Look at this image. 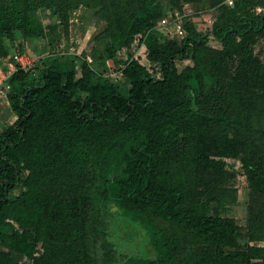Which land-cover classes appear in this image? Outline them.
Returning <instances> with one entry per match:
<instances>
[{
	"label": "trees",
	"instance_id": "1",
	"mask_svg": "<svg viewBox=\"0 0 264 264\" xmlns=\"http://www.w3.org/2000/svg\"><path fill=\"white\" fill-rule=\"evenodd\" d=\"M201 1L0 0L4 64L17 51L29 55L25 41L48 37L42 9L66 25L84 6L105 23L96 37L108 39L102 63L141 33L154 65L129 63L126 89L82 55L57 53L48 63V53L41 64L31 54L34 66L16 64L7 91L16 119L0 126V264H118L91 255L90 194L139 219L156 247V258L122 264H264L255 243L264 240V60L256 52L264 12L221 18L204 33L191 21L184 38L160 41L169 10ZM210 36L222 47L210 46ZM65 57L78 61V75ZM179 59L193 65L180 68ZM220 156L239 158L246 171L245 226L221 213L237 197Z\"/></svg>",
	"mask_w": 264,
	"mask_h": 264
},
{
	"label": "rangeland",
	"instance_id": "2",
	"mask_svg": "<svg viewBox=\"0 0 264 264\" xmlns=\"http://www.w3.org/2000/svg\"><path fill=\"white\" fill-rule=\"evenodd\" d=\"M163 3L167 8L171 5L170 0H163ZM179 11L182 14L184 24L192 21L204 33L221 18H228V16L240 15L245 12L259 14L264 12V6L256 5L252 0H234L233 3H229L228 0H204L195 4L185 3L184 9H179ZM40 15L43 25L47 29L48 37L33 43L28 41L23 42L27 53L30 56L32 54L37 57V61L41 64H46V62L39 58L40 55L50 54L49 57L47 56L48 63H57L58 60H52L51 57L53 58L57 53L61 54L60 52H63L62 55H82L90 63L97 65L98 70L104 73L112 82L126 89L130 87V80L125 76L123 70L129 63L138 60L151 71L153 70L154 65L147 58V46L145 40L142 39L141 33L136 34L128 46H123V48L121 47L117 50L115 56L108 58L105 64L102 63L100 52L108 43V39H96L105 23L96 16L92 9L80 6L71 10L69 21L66 25L62 22L59 14L52 8L42 9ZM158 27L160 41L164 38L162 35H174L170 31V27L161 26L160 24ZM208 44L218 48L222 47L221 42L214 36L209 37ZM256 52H259L261 58L264 60V40L258 42ZM63 60L69 69L76 68L77 75L80 73V67L76 59L65 57ZM61 61L58 63H61ZM177 63L180 68L188 64L193 65L191 59H179ZM234 66L233 64L229 65L227 69L229 75L231 74V70H234ZM219 73L221 74L222 72ZM220 80L222 81V76H220ZM210 85H207L208 90L211 88ZM216 86L218 91H220V83H217ZM217 105V101H213L210 105V111L216 112ZM1 110L0 108V112ZM5 112L9 113L7 110ZM10 114L12 116V111ZM9 121V114H5L3 122H0V125ZM218 159L225 161L226 169L232 173V176L226 180V185L230 189L236 190L237 197V201L230 204L227 209L221 210V213L234 217L236 222L245 226L248 219L247 211L251 195L246 171L239 158L220 156ZM89 175V179L94 178V174L91 171ZM93 185L94 182L90 185V189ZM88 198L89 201L86 207L89 209L90 215L87 217V225H89L87 241L90 244L91 255L97 261L104 259L107 253L118 264L125 263L130 258H156V247L152 243L145 226L139 219L123 215L113 199L96 201L91 194ZM158 222L163 224L161 221ZM242 233L241 244L244 245L248 239L246 228L242 230ZM255 243L264 246V240H259Z\"/></svg>",
	"mask_w": 264,
	"mask_h": 264
},
{
	"label": "built area",
	"instance_id": "3",
	"mask_svg": "<svg viewBox=\"0 0 264 264\" xmlns=\"http://www.w3.org/2000/svg\"><path fill=\"white\" fill-rule=\"evenodd\" d=\"M234 0H228L229 3H233ZM161 26L170 27V31L174 33L172 37L184 38L187 35L184 20L179 9L169 10L166 15L161 18L159 23ZM63 54V52H60ZM91 60V58H89ZM19 63L22 68H29L35 65V60L27 55L25 52L17 51L13 60L6 62L4 65H0V93L7 95L8 89L11 88L9 82L13 72L16 71V64Z\"/></svg>",
	"mask_w": 264,
	"mask_h": 264
},
{
	"label": "crops",
	"instance_id": "4",
	"mask_svg": "<svg viewBox=\"0 0 264 264\" xmlns=\"http://www.w3.org/2000/svg\"><path fill=\"white\" fill-rule=\"evenodd\" d=\"M0 65H4V60L3 59H0ZM0 108L2 109L1 112H0V122H3V116L5 114H7V115L9 114V118H10L9 122H13L16 119V114L11 109L10 102H9V99H8L7 95H4V94L1 95L0 94ZM3 108H4V110H3ZM5 110L9 111V113H6ZM11 111H12V116L10 114Z\"/></svg>",
	"mask_w": 264,
	"mask_h": 264
}]
</instances>
